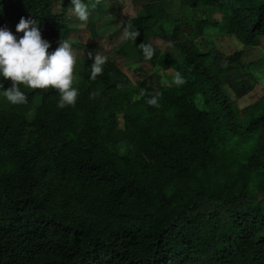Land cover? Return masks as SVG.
<instances>
[{"label":"trees","instance_id":"1","mask_svg":"<svg viewBox=\"0 0 264 264\" xmlns=\"http://www.w3.org/2000/svg\"><path fill=\"white\" fill-rule=\"evenodd\" d=\"M88 1L113 24L70 39V0H0V26L15 34L23 16L46 52L69 43L78 90L63 108L50 87L0 96V264H264V95L233 97L259 84L264 0ZM176 1L227 12L242 48L221 51L205 33L216 20L184 24ZM90 53L106 57L91 80Z\"/></svg>","mask_w":264,"mask_h":264},{"label":"clouds","instance_id":"2","mask_svg":"<svg viewBox=\"0 0 264 264\" xmlns=\"http://www.w3.org/2000/svg\"><path fill=\"white\" fill-rule=\"evenodd\" d=\"M72 13L79 22L88 19V7L82 0H70ZM22 32V35H18ZM135 36L136 33H131ZM49 41L41 38L36 22L31 18L20 17L15 24V34L7 27L0 26V78L10 80V86L4 88L0 84V96L8 104H21L26 100L21 85L31 89L53 88L58 92L56 106L63 108L75 103L77 88L73 87L74 55L67 41L61 40L52 51ZM142 51L145 58L152 55L151 47L144 45ZM91 59L89 79H95L102 71L106 57L100 54H89ZM172 82L182 84L183 77L177 72ZM91 95V93H90ZM156 105L155 97L146 101Z\"/></svg>","mask_w":264,"mask_h":264},{"label":"rangeland","instance_id":"3","mask_svg":"<svg viewBox=\"0 0 264 264\" xmlns=\"http://www.w3.org/2000/svg\"><path fill=\"white\" fill-rule=\"evenodd\" d=\"M85 5L88 7V19L95 21L97 23V27L100 31L106 30L110 28V26L113 24L112 19L110 18L109 13L106 10H96L92 6V4L88 1L85 3ZM182 6L179 4L178 1H176L173 5V8L178 13V19L180 21L188 22L191 25H196L198 22H200L204 17H208L209 19L216 20V23L214 25L207 24L206 27V35L211 38L210 35H212V38L215 41L216 46L223 51L226 54H229L231 52H234L235 50L241 49L242 46L239 44L238 40L234 37L229 35L227 32V24H228V13L225 11H221L219 9H213L210 11H206L202 8H191L189 11H186V8H181ZM68 22L73 27H77L82 24L80 27V32L77 31H71L69 38L70 39H76L78 38H84V28L86 26V22H79L76 20L75 16L72 14L70 17L67 18ZM185 24V23H184ZM208 30L211 32H208ZM259 49V48H257ZM131 53L136 57L135 49H130ZM260 50L264 51V41L260 45ZM119 64L127 71V73L130 75V77L134 80L136 85L139 87L144 86V82L138 77V75L135 73V66L136 62L135 60H128V59H120ZM246 71V68H244ZM166 72V71H165ZM162 72L163 76H166L167 73H173V71L170 72ZM252 72L256 75V77L259 80V84L255 87L253 91H251L246 96L237 99L234 95L235 103L238 106V108H242L255 100H257L259 97L264 95V63L258 62L253 66ZM119 126H123V119L122 115H119Z\"/></svg>","mask_w":264,"mask_h":264}]
</instances>
